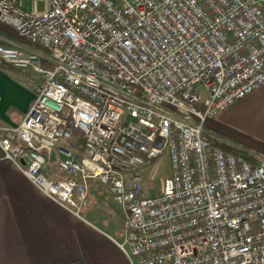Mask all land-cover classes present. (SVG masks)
Listing matches in <instances>:
<instances>
[{"label":"built area","instance_id":"1","mask_svg":"<svg viewBox=\"0 0 264 264\" xmlns=\"http://www.w3.org/2000/svg\"><path fill=\"white\" fill-rule=\"evenodd\" d=\"M0 24L28 43L0 64L39 76L0 148L42 193L79 215L106 185L130 264H264V157L204 128L264 84V0H0Z\"/></svg>","mask_w":264,"mask_h":264},{"label":"crops","instance_id":"2","mask_svg":"<svg viewBox=\"0 0 264 264\" xmlns=\"http://www.w3.org/2000/svg\"><path fill=\"white\" fill-rule=\"evenodd\" d=\"M0 35L1 43L12 40L15 44H28ZM37 81L39 77L33 72L0 64V135L3 129L15 127L23 120ZM210 125L207 131L211 142L221 148H240L232 140L229 128L264 141V84ZM57 160L58 156L50 166ZM88 188L93 198L97 189L90 182ZM97 217L92 215L91 219ZM114 231L98 228L81 212L75 215L48 198L4 157L0 148V264H130Z\"/></svg>","mask_w":264,"mask_h":264},{"label":"rangeland","instance_id":"3","mask_svg":"<svg viewBox=\"0 0 264 264\" xmlns=\"http://www.w3.org/2000/svg\"><path fill=\"white\" fill-rule=\"evenodd\" d=\"M41 7V4H40ZM0 39L2 36L0 35ZM9 42H12L9 41ZM37 75V74H36ZM38 76V75H37ZM39 77V76H38ZM211 126V125H210ZM209 128V127H208ZM210 129V128H209ZM56 149L52 152V157L55 159L57 157ZM54 169L50 166V170ZM170 174V168L168 161L165 160L162 162L161 168L159 169L156 178L153 182L149 183V188L153 193L155 189H158V183L160 182L161 177H167ZM90 184L94 185L97 189V193L93 195V198L89 194V203L88 206L81 211V215L85 217L92 225L97 226L101 229L113 228L115 231L113 236L117 241H123V210L122 208L113 201L111 194L108 191L106 185L99 184L96 180L89 181ZM93 216H98L96 219H91ZM106 231V230H105Z\"/></svg>","mask_w":264,"mask_h":264},{"label":"trees","instance_id":"4","mask_svg":"<svg viewBox=\"0 0 264 264\" xmlns=\"http://www.w3.org/2000/svg\"><path fill=\"white\" fill-rule=\"evenodd\" d=\"M0 33H2L3 35H5V36H7L9 38L19 39L22 42H26V41L18 38V36L14 33L13 29L8 27V26L0 24ZM1 44H5V43H1ZM213 121L214 120H207L204 123V128L206 130L209 129L210 128L209 125ZM229 132H230V135L232 136L231 137L232 140L234 142H236L240 146V148H230L229 149V148H225L223 146L222 147L223 150L229 151V152H231L233 154L241 155V156H244V157L247 156V152H252V153H255V154H258V155L264 157V141L257 140L255 138H252V137H250L248 135H245V134H243L241 132H238L236 130H233L231 128H229ZM212 144H214V143L212 142Z\"/></svg>","mask_w":264,"mask_h":264}]
</instances>
